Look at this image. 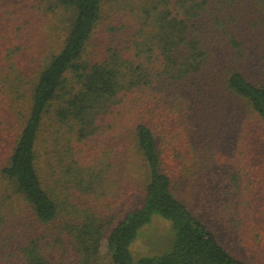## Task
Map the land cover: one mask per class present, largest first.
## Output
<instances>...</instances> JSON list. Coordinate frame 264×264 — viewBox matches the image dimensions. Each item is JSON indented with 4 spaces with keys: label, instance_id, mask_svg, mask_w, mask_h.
<instances>
[{
    "label": "trees",
    "instance_id": "16d2710c",
    "mask_svg": "<svg viewBox=\"0 0 264 264\" xmlns=\"http://www.w3.org/2000/svg\"><path fill=\"white\" fill-rule=\"evenodd\" d=\"M55 1L43 66L0 31V264H264V0Z\"/></svg>",
    "mask_w": 264,
    "mask_h": 264
},
{
    "label": "rangeland",
    "instance_id": "374dc122",
    "mask_svg": "<svg viewBox=\"0 0 264 264\" xmlns=\"http://www.w3.org/2000/svg\"><path fill=\"white\" fill-rule=\"evenodd\" d=\"M55 2V0H0V31L6 29V36L13 37L19 30L21 40L23 39L20 40L21 46L25 49L17 58H25L26 65L46 64L50 53L58 49L59 42L67 32L68 15L63 8L55 7ZM212 176H215V173ZM174 238L172 224L162 215L155 213L150 222L139 230L131 244V252L136 259L162 254L172 248ZM231 241L232 245L235 243L240 248L246 245L234 239ZM246 255L252 256L253 259L256 257L251 253Z\"/></svg>",
    "mask_w": 264,
    "mask_h": 264
}]
</instances>
